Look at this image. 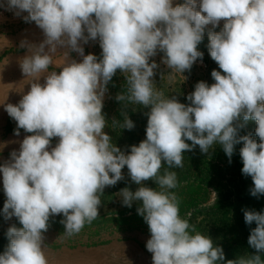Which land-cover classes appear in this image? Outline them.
I'll return each instance as SVG.
<instances>
[{
	"label": "clouds",
	"instance_id": "obj_1",
	"mask_svg": "<svg viewBox=\"0 0 264 264\" xmlns=\"http://www.w3.org/2000/svg\"><path fill=\"white\" fill-rule=\"evenodd\" d=\"M0 8L18 17L27 13L24 21L35 22L44 37L38 44L22 42L28 54L20 68L33 80L17 104L4 106L16 122L14 134L23 129L31 135L0 164L4 218L22 225L7 229L0 264H48L43 233L50 217L63 216L66 237L78 234L99 217L104 189L124 179L125 166L139 187L118 194L123 206L140 202L152 264H264V211L243 210L246 225H256L248 237L255 254L225 261L223 248L180 216L170 191L178 185L170 169L184 166L185 151L199 146L208 153L220 145L231 162L242 144L250 194L264 195V0H183L175 6L174 0H0ZM205 35L222 71L212 70L211 85L197 82L188 104L166 97L155 88L159 65L152 58L163 53L161 62L171 71H190L203 60L198 45ZM96 40L100 57L85 55L83 45ZM58 51L65 63L49 72ZM70 52L82 59H70ZM118 70L127 91L115 99L150 108L146 138L128 152L104 131L103 101ZM121 115V129H134L128 114ZM249 121L256 123L259 143L251 133L239 134ZM53 138H59L54 147ZM148 180L159 190L145 186Z\"/></svg>",
	"mask_w": 264,
	"mask_h": 264
},
{
	"label": "rangeland",
	"instance_id": "obj_2",
	"mask_svg": "<svg viewBox=\"0 0 264 264\" xmlns=\"http://www.w3.org/2000/svg\"><path fill=\"white\" fill-rule=\"evenodd\" d=\"M177 3H183V0H174V6ZM219 30L220 28L215 29ZM43 39V33L35 22H25L17 18L9 21L0 19V164L10 159L13 150H19L20 142L26 135H31L23 129H20L19 136L14 134L16 122L9 117L4 106L9 103L17 104L30 90L33 80L32 77L25 76L20 68V60L28 54L27 47L21 46L22 42L38 44ZM207 45L208 38L205 35L203 42L198 45V50L204 53L202 62L198 60L190 71L183 74L168 69L161 62L163 53H158L152 58L159 65L154 77H169L173 82H181L188 92L193 87L194 81L191 77L211 85L214 83L212 70H222L211 59ZM83 47L85 55L90 51L98 57L102 51L98 40L89 41ZM69 58L78 62L82 59L76 52H70ZM64 63L65 54L58 51L53 55V64L48 71L59 72ZM40 82L43 83V77ZM107 100L108 95L105 94L103 104ZM246 126L259 143V137L255 135V121H249ZM104 131L110 135L108 120ZM58 139H52V147ZM174 194L179 202V214L184 219L197 208L214 204L217 198L216 193L192 179L181 184ZM5 200L3 177L0 173V255L5 252L9 243L7 229L12 225L22 227L15 217L9 220L4 218ZM101 201L99 217L91 224H85L78 234L71 237H66L63 233L65 229L60 223L62 215L50 217L48 230L43 233V251L48 264H152V254L146 249V241L150 238L148 225L137 213L140 205L133 202L130 208L123 206L119 194L107 188L104 189Z\"/></svg>",
	"mask_w": 264,
	"mask_h": 264
},
{
	"label": "trees",
	"instance_id": "obj_3",
	"mask_svg": "<svg viewBox=\"0 0 264 264\" xmlns=\"http://www.w3.org/2000/svg\"><path fill=\"white\" fill-rule=\"evenodd\" d=\"M89 53H91L89 51ZM101 52L98 54L100 57ZM193 87L191 91H186L181 82H173L169 77H153L155 88L163 91L169 98L175 96L181 103L188 104L186 97L194 91V86L200 80L191 77ZM127 91L126 78L118 70L112 81L108 84V100L104 103L102 112L110 125V136L113 143L121 150L128 152L130 146L137 145L146 138L147 115L150 108L128 103L119 102L115 99L118 93ZM122 112H126L129 118L134 122L135 127L132 130L121 129L123 123ZM116 121H119L117 123ZM247 126L240 130V135L249 134ZM191 143L190 141H186ZM242 144L235 146V152L229 158L224 153L220 145L210 149L208 153H202L199 146L192 151L184 152V166L182 168L170 169L177 173L178 185L171 189L175 193L181 184L196 180L205 188L216 193L217 198L214 204L204 208H197L192 211L187 219L190 224L195 225L197 231L208 235L214 245L223 248L226 260L236 259L238 256L255 254V249L248 244L250 230L256 225H246L244 221V209L264 211V195L253 197L250 189L253 187L252 179L242 174V160L239 155V149ZM166 167V166H165ZM164 169H161L163 173ZM124 179L115 186L106 187L108 190L119 193L121 189L129 187L135 191L139 186L133 183L128 176V169L122 170ZM145 186L159 190L154 181L148 180ZM140 205V202H136ZM264 259V253L260 254Z\"/></svg>",
	"mask_w": 264,
	"mask_h": 264
},
{
	"label": "built area",
	"instance_id": "obj_4",
	"mask_svg": "<svg viewBox=\"0 0 264 264\" xmlns=\"http://www.w3.org/2000/svg\"><path fill=\"white\" fill-rule=\"evenodd\" d=\"M24 15H27V13H23L21 16L14 15L13 11H6L4 8H0V19H3L4 21H9L11 19H22Z\"/></svg>",
	"mask_w": 264,
	"mask_h": 264
},
{
	"label": "crops",
	"instance_id": "obj_5",
	"mask_svg": "<svg viewBox=\"0 0 264 264\" xmlns=\"http://www.w3.org/2000/svg\"><path fill=\"white\" fill-rule=\"evenodd\" d=\"M220 25H223V21H221V24Z\"/></svg>",
	"mask_w": 264,
	"mask_h": 264
}]
</instances>
